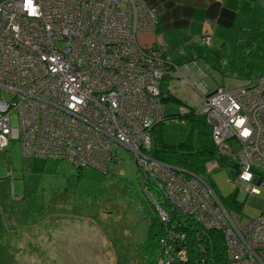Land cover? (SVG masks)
Instances as JSON below:
<instances>
[{"label":"built area","instance_id":"1","mask_svg":"<svg viewBox=\"0 0 264 264\" xmlns=\"http://www.w3.org/2000/svg\"><path fill=\"white\" fill-rule=\"evenodd\" d=\"M158 24L144 0H0V151L14 140L25 157L105 172L112 161L120 163L114 150L121 147L172 204L223 231L224 264H264V212L241 223L203 176L177 174L148 154L153 126L165 117L164 78L176 73L189 83L160 37L149 51L140 44L139 35L156 32ZM212 41L210 33L204 43ZM194 91L202 100L197 114L212 126L216 146L237 159L238 191L256 200L264 192V77L249 88H220L209 96L202 87ZM246 172L250 180L243 179ZM157 209L166 221L168 214Z\"/></svg>","mask_w":264,"mask_h":264},{"label":"rangeland","instance_id":"2","mask_svg":"<svg viewBox=\"0 0 264 264\" xmlns=\"http://www.w3.org/2000/svg\"><path fill=\"white\" fill-rule=\"evenodd\" d=\"M236 1L233 27H220L213 45L227 60L244 54V38L260 23L258 0ZM178 54L171 49L173 58ZM182 91L180 100L199 110L189 86ZM164 104L167 117L184 109L173 100ZM12 122L19 127L15 114ZM155 127L159 144L188 142L192 133V142L196 144L198 139L190 119H167ZM233 147L236 155L242 151L237 143ZM120 152L123 165L117 169L118 176H107L90 167L80 170L63 160L25 158L19 142L0 151V264H156L148 231L157 213L140 185L132 153ZM200 175L223 203L237 194L229 207L237 221L247 223L264 212V206L258 204L264 201V192L252 200L238 191L227 163L211 173L204 169Z\"/></svg>","mask_w":264,"mask_h":264},{"label":"trees","instance_id":"3","mask_svg":"<svg viewBox=\"0 0 264 264\" xmlns=\"http://www.w3.org/2000/svg\"><path fill=\"white\" fill-rule=\"evenodd\" d=\"M177 1L182 4L185 3L192 5L193 7L201 8H205L208 2V0ZM258 6L261 11L259 26L255 31L249 30L247 36L244 38V54L239 57H233L232 60H227L222 54H220V52L214 51L213 41L211 45L204 43L206 35L202 36L197 42H188L178 48L179 54L177 58H173L169 55V49L161 39L163 45L167 48V55L172 58L173 64L181 69V72L185 77H188L189 75L194 81V83L192 81V84L186 83L181 75L176 73L164 78V89L169 92L168 96L164 97L162 100V104L164 105V115L165 100H173L174 102L182 104L185 109H189V113H181L169 117L165 115L164 120L155 124L152 130L153 142L152 147L148 152L149 156L154 160L156 159L157 161L162 162L166 166L169 165L173 167L174 172L177 174L180 173L178 172L179 170H182L190 174L193 173L201 176L200 174H202L204 169H206L208 173L219 170L221 168V163H227L231 167L234 175L236 174L234 171V166L237 164L235 155L223 153L221 148L216 146L214 138L212 137V127L208 125L206 116L197 114L198 110L196 111L194 108L196 105L192 107L183 102L178 97V93H184L182 88L189 86L192 99L194 98L193 102L200 106L202 104L201 97L198 93H196V95L193 91L194 86L197 88L199 87V84H201L200 87L207 91V96L215 93L220 88L233 91L235 88H249L257 85V83L264 77V0H258ZM154 11L156 12L158 19V13L156 10ZM157 31L158 30L149 34L156 35ZM158 37L160 36L158 35L154 43L149 46L140 44L146 49V51L157 48L159 47ZM177 82L180 84L179 87L176 85ZM177 118L190 119L193 130L197 132L198 139L196 144L192 142L193 140L191 137L193 133L189 136L190 139L188 142H179L178 144L166 142L159 144L160 140L156 139L154 136L155 126L164 123L167 119L177 120ZM14 142L18 141H11L9 146ZM121 150L124 149L119 147L114 150L120 159V163L117 164L115 161H112L108 170L105 172L102 171L105 175L108 176L109 173H113L118 176L119 173L117 169L123 165V158L119 154L121 153ZM27 158L35 159L37 157ZM133 158L141 175L140 185L143 187L148 198H150L151 205L157 213V217L153 220L151 228H149L148 231V240H150L148 244L154 248L153 254L156 256V264L227 263L229 260V253L223 231L218 228H207L205 223H201L194 214H186L180 208L172 204L169 198L164 195L160 186H158L157 181H155V179H150L149 176L143 172L134 155ZM61 160L77 166L80 170H84L88 167L96 169L89 165L81 166L74 161L71 162L65 159ZM214 162H217L219 166L209 172L207 166ZM111 166L113 167L111 168ZM7 167L11 170L10 165L7 164ZM214 192L216 193V191ZM236 197L237 194L233 195L227 203H223L219 197L222 205L229 213H231L229 207L236 202ZM158 206L168 214V219L166 221L162 220L159 209H157ZM183 255L185 258H183ZM143 260L145 259L143 258L141 261Z\"/></svg>","mask_w":264,"mask_h":264},{"label":"crops","instance_id":"4","mask_svg":"<svg viewBox=\"0 0 264 264\" xmlns=\"http://www.w3.org/2000/svg\"><path fill=\"white\" fill-rule=\"evenodd\" d=\"M144 1L147 6L157 11L159 26L156 35H140L139 41L142 45L149 46L159 35L167 45L170 56L171 49L178 50L185 43L197 42L202 36L210 33L213 35L214 43L219 34L218 29L220 27L231 29L237 17L236 0H208L205 8L182 4L177 0Z\"/></svg>","mask_w":264,"mask_h":264},{"label":"clouds","instance_id":"5","mask_svg":"<svg viewBox=\"0 0 264 264\" xmlns=\"http://www.w3.org/2000/svg\"><path fill=\"white\" fill-rule=\"evenodd\" d=\"M242 122H243V121H241V123H242ZM248 134H249V133H248L247 131H245V132L242 133V135H248ZM251 178H252V177H251V173H247V172H246V173L244 174V176H243V179H245V180H250ZM253 191L258 193L259 190L254 188Z\"/></svg>","mask_w":264,"mask_h":264},{"label":"water","instance_id":"6","mask_svg":"<svg viewBox=\"0 0 264 264\" xmlns=\"http://www.w3.org/2000/svg\"><path fill=\"white\" fill-rule=\"evenodd\" d=\"M234 170L235 171H238L239 170V164H237V165L234 166Z\"/></svg>","mask_w":264,"mask_h":264}]
</instances>
